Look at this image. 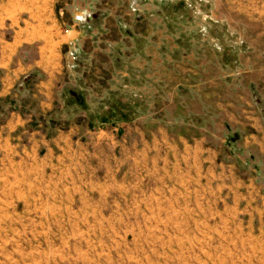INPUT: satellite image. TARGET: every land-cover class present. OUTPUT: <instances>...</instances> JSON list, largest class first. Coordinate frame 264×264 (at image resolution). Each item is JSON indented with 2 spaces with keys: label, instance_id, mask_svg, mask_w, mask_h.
Segmentation results:
<instances>
[{
  "label": "rangeland",
  "instance_id": "rangeland-1",
  "mask_svg": "<svg viewBox=\"0 0 264 264\" xmlns=\"http://www.w3.org/2000/svg\"><path fill=\"white\" fill-rule=\"evenodd\" d=\"M43 6L50 15L18 16L17 29L46 23L71 45L57 61L53 113L33 120L25 111V127L7 139L13 105L0 100V264H264V240L248 238L259 226L226 207L241 198L227 187L259 178L264 162L263 145L248 170L241 143L254 120L264 126V0ZM31 130L69 133L91 157L73 173L25 172L28 136L17 135ZM160 132L211 150L179 197L160 156L154 170L129 159L145 134ZM100 133L107 138L96 145Z\"/></svg>",
  "mask_w": 264,
  "mask_h": 264
},
{
  "label": "crops",
  "instance_id": "crops-1",
  "mask_svg": "<svg viewBox=\"0 0 264 264\" xmlns=\"http://www.w3.org/2000/svg\"><path fill=\"white\" fill-rule=\"evenodd\" d=\"M45 1L51 0H28L29 3L26 0H0V100H9L13 105L4 117L5 124L2 126L7 139L17 130L25 127L23 117L25 111L31 112L30 118L34 120L50 115L55 109L54 83L61 71L60 63L57 61L62 49L69 47L71 42L66 43L56 39V34L50 33L52 27L46 23L31 26L28 30L24 28L18 30L15 24L18 16L50 15V8L43 6ZM8 16L13 17L9 24H7ZM7 30H11L12 33L9 40L5 37ZM34 31L40 34H35ZM64 44L67 45L64 47ZM33 47L35 49L30 51L29 48ZM250 126L251 128L242 135L241 143L244 144V153L251 159L248 170L257 163L256 166H260L258 174L261 175L255 180L242 179L243 181L236 184V187H227L233 192H241V198L227 200L226 207L242 210V214L248 218L245 222L250 227L256 224L259 226L257 233H249L248 238L264 240V162L259 159L260 161L253 163L252 159L253 153L260 152V155L263 150L264 126L261 120H254ZM36 127L45 129L41 121ZM25 134L28 136L29 145L23 144L25 150L23 157H20L23 161L18 163L25 172H29L32 168L47 169V167L71 171L75 166L81 168L83 163L89 161L91 157L89 151L80 150L82 146L75 144L69 133L58 130L51 136L52 138H48L49 135L40 130H31V132L19 133L17 136L21 137ZM101 138L105 140L107 134H98L93 143L101 144L102 141L99 140ZM143 139L141 148L136 146L134 154L129 152V159L135 160L136 166L144 163L147 168L154 170L155 162L158 163L160 156L164 168L171 169V172L166 174V179L172 185H178L175 187L178 197L181 194L180 185L183 177L189 175L192 168L197 169V166L202 164V160L207 158V155L202 153L211 151L205 149L201 141L198 143L195 139L193 141L183 136L175 137L165 132L150 136L145 134ZM40 148L46 151L43 154L40 151L38 154ZM150 154H156V156L150 157ZM213 156L215 157V152ZM261 157L263 158L262 155ZM27 159L39 161V163L33 165L26 161ZM231 167L233 169V166ZM153 191L156 194L160 193L158 189ZM164 192L165 190H162V193ZM152 194L156 197L154 192ZM171 206H174V203L171 202L169 207Z\"/></svg>",
  "mask_w": 264,
  "mask_h": 264
},
{
  "label": "trees",
  "instance_id": "trees-1",
  "mask_svg": "<svg viewBox=\"0 0 264 264\" xmlns=\"http://www.w3.org/2000/svg\"><path fill=\"white\" fill-rule=\"evenodd\" d=\"M74 96H75V94H74ZM77 96H78V95H76L75 97H77ZM75 103H78L79 105L82 104V102H81V100H80L79 98L76 100Z\"/></svg>",
  "mask_w": 264,
  "mask_h": 264
}]
</instances>
